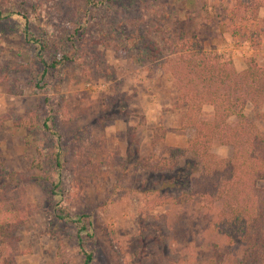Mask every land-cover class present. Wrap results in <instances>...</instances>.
I'll return each instance as SVG.
<instances>
[{
  "label": "rangeland",
  "instance_id": "374dc122",
  "mask_svg": "<svg viewBox=\"0 0 264 264\" xmlns=\"http://www.w3.org/2000/svg\"><path fill=\"white\" fill-rule=\"evenodd\" d=\"M95 2L73 17L69 0H0V199L26 219L17 264H84L82 249L91 264H264L260 242L229 240L197 196L196 130L170 72L180 32L237 71L264 66V10L237 22L249 40L232 37L235 0ZM136 45L160 55L137 61ZM244 112L264 131V105ZM253 193L264 240V180Z\"/></svg>",
  "mask_w": 264,
  "mask_h": 264
},
{
  "label": "trees",
  "instance_id": "16d2710c",
  "mask_svg": "<svg viewBox=\"0 0 264 264\" xmlns=\"http://www.w3.org/2000/svg\"><path fill=\"white\" fill-rule=\"evenodd\" d=\"M94 4L95 0H69L67 5L72 16L78 17L87 14ZM260 9L264 10V0H235L229 15L234 39H253L249 30L239 33L237 22L256 21ZM172 40L177 41L178 44H174L179 49L174 51L170 72L181 91L182 106L187 108L186 125L196 130L188 151L201 162L196 180L197 196L216 207L212 220L216 230L226 233L229 240L237 238L247 242L255 238L263 254L264 240L253 232V225L262 218L253 187L264 180V131L248 118L244 108L247 103L257 107L264 105V66L251 59L242 71H237L232 61L206 50L196 32L186 37L180 32ZM139 46L134 48L138 51L137 61L143 56L153 60L155 54L160 55L157 48L158 51ZM204 105L212 107L210 114L201 113ZM192 109L196 110L195 114ZM214 139L232 147L230 158L217 159L211 154L210 144ZM128 153L135 156L137 150L129 146ZM169 181L175 183L172 178ZM2 182L4 184V180ZM180 186L186 187L187 182ZM67 213L59 207L57 216L65 218ZM25 220L20 209L10 208L8 202L0 199V264H17L19 237L16 229ZM80 228L86 229L85 223ZM78 238L81 242L80 235ZM82 252L84 264H91L92 253L84 249Z\"/></svg>",
  "mask_w": 264,
  "mask_h": 264
},
{
  "label": "crops",
  "instance_id": "0c3cea01",
  "mask_svg": "<svg viewBox=\"0 0 264 264\" xmlns=\"http://www.w3.org/2000/svg\"><path fill=\"white\" fill-rule=\"evenodd\" d=\"M243 70V69H242Z\"/></svg>",
  "mask_w": 264,
  "mask_h": 264
}]
</instances>
